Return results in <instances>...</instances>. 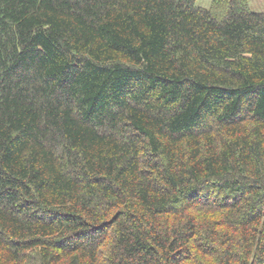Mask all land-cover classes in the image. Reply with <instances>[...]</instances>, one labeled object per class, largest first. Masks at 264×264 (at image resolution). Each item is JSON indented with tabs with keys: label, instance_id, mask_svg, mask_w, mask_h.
Wrapping results in <instances>:
<instances>
[{
	"label": "trees",
	"instance_id": "1",
	"mask_svg": "<svg viewBox=\"0 0 264 264\" xmlns=\"http://www.w3.org/2000/svg\"><path fill=\"white\" fill-rule=\"evenodd\" d=\"M0 264H264V12L0 0Z\"/></svg>",
	"mask_w": 264,
	"mask_h": 264
},
{
	"label": "rangeland",
	"instance_id": "2",
	"mask_svg": "<svg viewBox=\"0 0 264 264\" xmlns=\"http://www.w3.org/2000/svg\"><path fill=\"white\" fill-rule=\"evenodd\" d=\"M213 0H196V5L208 9ZM248 8L257 13L264 12V0H247Z\"/></svg>",
	"mask_w": 264,
	"mask_h": 264
}]
</instances>
